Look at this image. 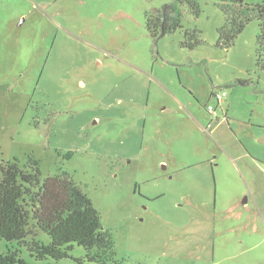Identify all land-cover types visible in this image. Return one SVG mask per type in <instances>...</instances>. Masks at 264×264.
<instances>
[{
    "label": "rangeland",
    "instance_id": "1",
    "mask_svg": "<svg viewBox=\"0 0 264 264\" xmlns=\"http://www.w3.org/2000/svg\"><path fill=\"white\" fill-rule=\"evenodd\" d=\"M173 2L183 28L155 40L146 14ZM221 3L0 0V158L24 165L32 154L43 177L69 172L120 264H264L259 25L218 47ZM185 29L203 42L182 47ZM219 88L232 107L215 128L206 106L225 118L210 94ZM70 253L41 260L21 248L29 264H88L83 246Z\"/></svg>",
    "mask_w": 264,
    "mask_h": 264
},
{
    "label": "trees",
    "instance_id": "2",
    "mask_svg": "<svg viewBox=\"0 0 264 264\" xmlns=\"http://www.w3.org/2000/svg\"><path fill=\"white\" fill-rule=\"evenodd\" d=\"M224 24L218 28L216 45L229 51L247 24L258 21L256 66L264 69V2L222 0ZM182 15L176 4H165L156 12H147L146 27L156 40L183 28ZM180 45L194 49L203 42L200 30L185 29ZM39 230L50 236L45 243ZM16 241L18 248L0 251V264H29L21 256V248L37 259L56 260L72 257L75 244L87 254L78 258L88 264H120L115 240L101 220L90 196L64 171L43 177L40 160L29 154L24 165L19 160L0 158V239Z\"/></svg>",
    "mask_w": 264,
    "mask_h": 264
},
{
    "label": "crops",
    "instance_id": "3",
    "mask_svg": "<svg viewBox=\"0 0 264 264\" xmlns=\"http://www.w3.org/2000/svg\"><path fill=\"white\" fill-rule=\"evenodd\" d=\"M220 89H224V88H219V89H213L211 92H210V94H211V96H212V93H213V91H215V90H220ZM226 90V89H225ZM228 91V90H227ZM229 96V92H228V95H227V97L225 98V100L221 103V104H223V106H222V111H223V113L225 114V118H220L219 116H218V112H217V108H216V115H214V116H216V119H217V123H216V126H215V128L216 127H218L219 125H220V123H222V121H226L227 123H229L230 122V117H228L229 116V114H230V109H231V107H232V102L231 101H228V97ZM208 104H211V103H208ZM208 104H207V106H208ZM227 105V106H226ZM207 106H206V108H207ZM228 109H229V112L227 113V111H228ZM208 110V109H207ZM209 112V111H208ZM210 114H212L211 112H209ZM213 115V114H212ZM228 115V116H227ZM225 122V123H226ZM245 201H247V199L245 200Z\"/></svg>",
    "mask_w": 264,
    "mask_h": 264
},
{
    "label": "built area",
    "instance_id": "4",
    "mask_svg": "<svg viewBox=\"0 0 264 264\" xmlns=\"http://www.w3.org/2000/svg\"><path fill=\"white\" fill-rule=\"evenodd\" d=\"M228 95V91L225 89L215 90L212 93V96L219 102L222 103ZM207 109L213 115H216V107L214 104H208Z\"/></svg>",
    "mask_w": 264,
    "mask_h": 264
}]
</instances>
